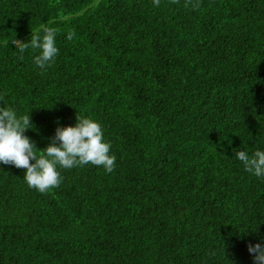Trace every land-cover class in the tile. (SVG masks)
I'll list each match as a JSON object with an SVG mask.
<instances>
[{
  "label": "trees",
  "instance_id": "obj_1",
  "mask_svg": "<svg viewBox=\"0 0 264 264\" xmlns=\"http://www.w3.org/2000/svg\"><path fill=\"white\" fill-rule=\"evenodd\" d=\"M45 27L40 69L10 41ZM0 107L40 151L90 118L116 157L44 194L0 163V264H254L264 179L233 150L264 151V0H0Z\"/></svg>",
  "mask_w": 264,
  "mask_h": 264
},
{
  "label": "clouds",
  "instance_id": "obj_2",
  "mask_svg": "<svg viewBox=\"0 0 264 264\" xmlns=\"http://www.w3.org/2000/svg\"><path fill=\"white\" fill-rule=\"evenodd\" d=\"M153 4L158 7L160 0H153ZM43 32V37L32 33L28 42L15 38L10 41L21 54V59L27 49L37 51L34 63L40 69L50 66L59 54V49L55 46L57 29L45 27ZM73 38L74 33L70 31L67 39ZM33 128L29 114L18 117L12 108L0 107V163L25 169L24 181L28 187L38 190L41 194L62 183L63 177L57 170L58 167L72 169L90 163L102 166L107 173L114 171L116 157L110 155L111 144L103 141L102 128L96 121L77 114L75 126L57 127L54 137L43 151L38 150L35 142L24 135ZM233 151L246 172L264 179V151L257 150L251 155L244 150ZM247 248L253 256L254 264H264V246L260 243H250Z\"/></svg>",
  "mask_w": 264,
  "mask_h": 264
}]
</instances>
